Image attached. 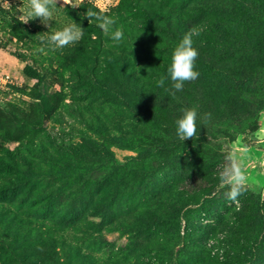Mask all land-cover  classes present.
Returning <instances> with one entry per match:
<instances>
[{
	"label": "rangeland",
	"instance_id": "rangeland-1",
	"mask_svg": "<svg viewBox=\"0 0 264 264\" xmlns=\"http://www.w3.org/2000/svg\"><path fill=\"white\" fill-rule=\"evenodd\" d=\"M72 2L45 27L22 23V0H0V107L30 99L34 68L52 76L36 88L39 125H16L28 137L0 131V264H36L50 250L63 264H264V0ZM87 10L115 19L122 41ZM15 20L41 31L40 44L4 28ZM73 23L83 37L69 57L41 42ZM191 29L199 77L157 87ZM139 99L153 121L125 104ZM186 108L197 136L181 141ZM234 147L248 149L238 204L218 178Z\"/></svg>",
	"mask_w": 264,
	"mask_h": 264
},
{
	"label": "clouds",
	"instance_id": "clouds-1",
	"mask_svg": "<svg viewBox=\"0 0 264 264\" xmlns=\"http://www.w3.org/2000/svg\"><path fill=\"white\" fill-rule=\"evenodd\" d=\"M64 4L65 6L72 5L78 7L72 0H27L24 3L22 0L21 10L24 12L22 23H28L31 20L39 18L41 24L45 27L49 26V22L53 20L52 9L56 5ZM91 23L93 20L97 26L103 30L105 35H108L115 43H120L123 39L124 33L122 28L114 27L116 20L111 16L101 12H94L87 10L84 17ZM196 29H191L179 41L174 48L171 62L167 69V77L161 76L156 81L157 87L163 88L166 79L170 78L172 82V89L181 91L185 82L195 81L199 77V72L195 70L196 60L198 58V50L193 47L194 35H198ZM83 37V28L76 24L65 26L61 30L55 31L48 35L45 39L40 37L41 42L53 50L63 49L69 45L79 42ZM43 51V48L39 49ZM139 70V68H138ZM139 75V71H138ZM175 95V92L171 93ZM197 110L195 108L182 109V116L175 121L176 134L181 141L193 139L197 136ZM210 119V114H206L203 121L206 123ZM248 155L246 147L233 148L226 156L225 163L220 166L218 178L220 186L227 187L228 191L225 193L226 197L238 204V197L243 194L245 186L249 181V175L244 168L243 158Z\"/></svg>",
	"mask_w": 264,
	"mask_h": 264
},
{
	"label": "trees",
	"instance_id": "trees-1",
	"mask_svg": "<svg viewBox=\"0 0 264 264\" xmlns=\"http://www.w3.org/2000/svg\"><path fill=\"white\" fill-rule=\"evenodd\" d=\"M69 10L72 13H75V10L73 9H69ZM4 28H11L10 30L11 33L13 35H16L19 38V40H22L23 38H27L32 43H34V46L40 44L39 36L43 35L41 31H37V28L29 29L16 20L13 25L10 23L5 24ZM0 47L6 49V44L1 43ZM53 51L57 54L63 55L64 57H69L72 53V48L67 46L63 49L53 50ZM11 55H13L22 62L26 60V55L24 53L12 52ZM205 66L208 67V64H206ZM211 70L214 72L215 75L222 77L223 79L226 80L230 76L220 72L216 74L213 68ZM33 77H35L36 82L29 88L28 94L30 99L28 101L17 99L7 102L6 108L4 109L0 107V131L2 132V135L10 139L11 141H20L28 137L27 127H18L16 126L18 123L24 122L29 126L39 125L40 117L37 113L36 102H35L36 88L41 78L50 79V77L52 76L47 72H45L44 74L40 73L37 69L34 68ZM54 82L55 80L52 79L51 83ZM103 90L110 92V90H107L106 88L105 89L103 88ZM138 103H139L138 105L136 104L137 107H133L130 102L125 100V104L129 109L135 110L144 119L152 120V118L147 113L146 108L144 107L143 100L139 99ZM163 148H167V147L163 146ZM63 220L65 223L75 224V222L79 221V218L66 217ZM83 223L86 224V219H84ZM45 244H46L45 242H39L37 246L43 247V245L45 246ZM57 256L58 255L55 252H53V250H50L47 253V256L43 252H41L38 255L37 258L38 263L36 264H63L58 261Z\"/></svg>",
	"mask_w": 264,
	"mask_h": 264
}]
</instances>
